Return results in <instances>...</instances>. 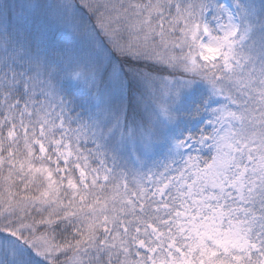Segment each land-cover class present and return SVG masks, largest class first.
I'll use <instances>...</instances> for the list:
<instances>
[{"label": "snow or ice", "instance_id": "snow-or-ice-1", "mask_svg": "<svg viewBox=\"0 0 264 264\" xmlns=\"http://www.w3.org/2000/svg\"><path fill=\"white\" fill-rule=\"evenodd\" d=\"M0 264H264V0H0Z\"/></svg>", "mask_w": 264, "mask_h": 264}]
</instances>
